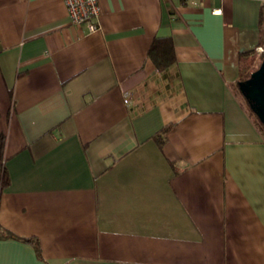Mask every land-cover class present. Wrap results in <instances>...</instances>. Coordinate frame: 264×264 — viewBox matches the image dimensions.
<instances>
[{"label":"crops","instance_id":"1","mask_svg":"<svg viewBox=\"0 0 264 264\" xmlns=\"http://www.w3.org/2000/svg\"><path fill=\"white\" fill-rule=\"evenodd\" d=\"M97 3L88 32L63 0H0V224L42 255L0 239V264H264V139L234 91L264 3Z\"/></svg>","mask_w":264,"mask_h":264},{"label":"trees","instance_id":"2","mask_svg":"<svg viewBox=\"0 0 264 264\" xmlns=\"http://www.w3.org/2000/svg\"><path fill=\"white\" fill-rule=\"evenodd\" d=\"M169 12L173 13V11L169 8ZM264 52L258 53L256 49H250L239 52L238 57V76L234 83L236 89L238 88V82L244 81L247 79L255 68H257L258 64L260 63L261 58L263 57ZM147 56L153 62L155 68L158 71H163L167 69L176 59L175 56V48L174 42L171 36H154L148 46L147 49ZM235 91V90H234ZM238 91L239 88H238ZM9 94L12 97V91L9 90ZM245 99V98H244ZM245 109L248 115L253 120L254 124L256 125L257 129L260 131L261 135L264 139V127L262 123L257 118L256 114L251 110L248 102L245 99ZM168 125L160 128L157 132H155L152 136L157 141L159 147H161L164 142L166 141V130ZM5 142L6 136L4 133H0V192L7 187L9 184V176L7 169L5 167ZM6 238H13L20 241H24L30 243L37 255V257L42 258L41 250L39 246L38 239L33 236H20L17 235L10 230L6 229L0 224V239Z\"/></svg>","mask_w":264,"mask_h":264},{"label":"built area","instance_id":"3","mask_svg":"<svg viewBox=\"0 0 264 264\" xmlns=\"http://www.w3.org/2000/svg\"><path fill=\"white\" fill-rule=\"evenodd\" d=\"M264 3V0H258ZM69 21L75 25H84L88 32L99 28L98 13L99 6L97 0H63ZM217 12L219 10H213ZM259 53L264 52V46H258ZM131 91L123 92V100L128 102L131 98Z\"/></svg>","mask_w":264,"mask_h":264},{"label":"water","instance_id":"4","mask_svg":"<svg viewBox=\"0 0 264 264\" xmlns=\"http://www.w3.org/2000/svg\"><path fill=\"white\" fill-rule=\"evenodd\" d=\"M241 94L264 127V55L249 77L238 82Z\"/></svg>","mask_w":264,"mask_h":264},{"label":"rangeland","instance_id":"5","mask_svg":"<svg viewBox=\"0 0 264 264\" xmlns=\"http://www.w3.org/2000/svg\"><path fill=\"white\" fill-rule=\"evenodd\" d=\"M234 90H235V92H236V94H237V97H238L239 100L241 101V103H242L243 105H245V99H244V96L241 94L240 91H238V88L236 89L235 86H234Z\"/></svg>","mask_w":264,"mask_h":264}]
</instances>
